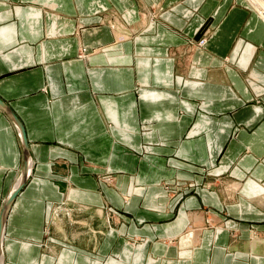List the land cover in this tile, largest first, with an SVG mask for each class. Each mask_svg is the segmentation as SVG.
<instances>
[{"label":"crops","instance_id":"1","mask_svg":"<svg viewBox=\"0 0 264 264\" xmlns=\"http://www.w3.org/2000/svg\"><path fill=\"white\" fill-rule=\"evenodd\" d=\"M263 3L0 0V264H264Z\"/></svg>","mask_w":264,"mask_h":264},{"label":"rangeland","instance_id":"2","mask_svg":"<svg viewBox=\"0 0 264 264\" xmlns=\"http://www.w3.org/2000/svg\"><path fill=\"white\" fill-rule=\"evenodd\" d=\"M262 3H263V1H262ZM158 5V4H157ZM156 5V7H157V9L159 8V6H157ZM263 6H264V3L262 4ZM155 5L153 4V6H152V8H151V11H154V9L156 8V7H154ZM153 14V12L152 13H150V15L149 16H151ZM160 16V13L159 12H157L156 14H154V17H153V19L154 18H156V17H159ZM210 26V22H209V19L208 20H206L205 21V24L203 25V27L200 29V35H199V37L197 38V40H196V38H189L188 39V42L189 43H196L197 45H196V48L197 49H199V47H198V45H199V43H200V40L202 39V38H205L206 40V42H207V39H208V36L210 35V33H211V31H207V30H210L211 28H213V27H209ZM212 30V29H211ZM206 31H207V33H206ZM198 33V34H199ZM206 34V35H205ZM199 42V43H198ZM206 42H204L205 44H206ZM104 181H106V182H108V181H111V178L110 177H107V178H104L103 179Z\"/></svg>","mask_w":264,"mask_h":264},{"label":"bare ground","instance_id":"3","mask_svg":"<svg viewBox=\"0 0 264 264\" xmlns=\"http://www.w3.org/2000/svg\"><path fill=\"white\" fill-rule=\"evenodd\" d=\"M261 1H264V0H261ZM157 8V7H156ZM207 31H209V30H207ZM207 31H206V33H207ZM199 35H200V33L198 34V37H199ZM206 35V34H205ZM117 38H119V39H126L124 36H117ZM206 39L205 38H202L201 40H200V43H199V45H198V47L199 48H202V47H204V45H205V43L204 42H206L205 41ZM22 176V175H21ZM21 176H20V178H21ZM20 180H22V179H20ZM18 182V181H17ZM15 186H17V185H15ZM9 201V200H8Z\"/></svg>","mask_w":264,"mask_h":264},{"label":"water","instance_id":"4","mask_svg":"<svg viewBox=\"0 0 264 264\" xmlns=\"http://www.w3.org/2000/svg\"><path fill=\"white\" fill-rule=\"evenodd\" d=\"M198 36L196 35V38H197Z\"/></svg>","mask_w":264,"mask_h":264}]
</instances>
